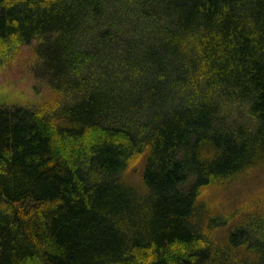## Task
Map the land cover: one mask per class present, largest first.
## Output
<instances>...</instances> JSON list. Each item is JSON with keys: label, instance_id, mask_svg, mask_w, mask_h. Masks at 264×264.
Returning a JSON list of instances; mask_svg holds the SVG:
<instances>
[{"label": "trees", "instance_id": "16d2710c", "mask_svg": "<svg viewBox=\"0 0 264 264\" xmlns=\"http://www.w3.org/2000/svg\"><path fill=\"white\" fill-rule=\"evenodd\" d=\"M18 56L0 264H264V0H0Z\"/></svg>", "mask_w": 264, "mask_h": 264}, {"label": "rangeland", "instance_id": "374dc122", "mask_svg": "<svg viewBox=\"0 0 264 264\" xmlns=\"http://www.w3.org/2000/svg\"><path fill=\"white\" fill-rule=\"evenodd\" d=\"M34 78L21 65L19 56L10 65L0 67V102L26 106L44 100L47 87Z\"/></svg>", "mask_w": 264, "mask_h": 264}]
</instances>
